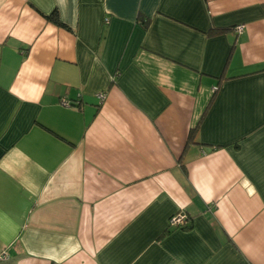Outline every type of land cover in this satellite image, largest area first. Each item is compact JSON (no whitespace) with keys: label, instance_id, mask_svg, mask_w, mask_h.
<instances>
[{"label":"crops","instance_id":"1","mask_svg":"<svg viewBox=\"0 0 264 264\" xmlns=\"http://www.w3.org/2000/svg\"><path fill=\"white\" fill-rule=\"evenodd\" d=\"M0 257L264 264V0H0Z\"/></svg>","mask_w":264,"mask_h":264},{"label":"built area","instance_id":"2","mask_svg":"<svg viewBox=\"0 0 264 264\" xmlns=\"http://www.w3.org/2000/svg\"><path fill=\"white\" fill-rule=\"evenodd\" d=\"M242 26H238L236 28V32L240 33L242 31ZM100 100L104 99V95L100 94L99 96ZM63 106H67L69 103L62 101L61 102ZM187 224V216L184 213H177L173 216H171L168 220V226L170 228H182L185 227ZM3 257H0V259Z\"/></svg>","mask_w":264,"mask_h":264},{"label":"trees","instance_id":"3","mask_svg":"<svg viewBox=\"0 0 264 264\" xmlns=\"http://www.w3.org/2000/svg\"><path fill=\"white\" fill-rule=\"evenodd\" d=\"M45 18L48 20V22H50V23H52L53 25H55V26H57V27H59V28H62V29H65V30H70V28L67 26V25H65L64 23H62L61 21H60V19L58 18V14H57V11H52L49 15H47V16H45ZM148 23H149V21L148 20H146V21H143L142 20V22H141V24L144 26V27H146L147 25H148ZM214 32H216V33H218V32H221L222 30H213ZM195 131H196V128H194V129H192V132L190 133V135H189V141L191 140V139H193V134L195 133ZM187 222H188V219H187ZM187 228V226H185V227H182V228H180V229H186ZM188 228H189V226H188ZM3 259V258H2ZM1 260V259H0Z\"/></svg>","mask_w":264,"mask_h":264}]
</instances>
